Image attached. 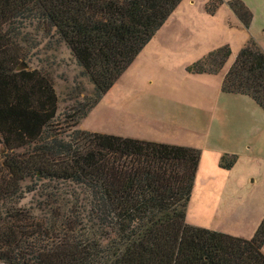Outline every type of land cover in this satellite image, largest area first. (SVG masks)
Listing matches in <instances>:
<instances>
[{
	"label": "trees",
	"instance_id": "16d2710c",
	"mask_svg": "<svg viewBox=\"0 0 264 264\" xmlns=\"http://www.w3.org/2000/svg\"><path fill=\"white\" fill-rule=\"evenodd\" d=\"M183 1L0 0V264H264V219L249 240L187 224L199 150L79 129ZM226 4L248 30L246 4ZM32 24L56 32L94 88L65 127L52 77L19 67L17 39ZM230 57L220 48L191 73L219 72ZM221 91L264 111V50L253 38ZM236 161L225 155L220 167Z\"/></svg>",
	"mask_w": 264,
	"mask_h": 264
},
{
	"label": "rangeland",
	"instance_id": "374dc122",
	"mask_svg": "<svg viewBox=\"0 0 264 264\" xmlns=\"http://www.w3.org/2000/svg\"><path fill=\"white\" fill-rule=\"evenodd\" d=\"M212 1L184 0L79 129L199 150L187 224L249 240L264 219V111L221 88L248 38L264 41V0H241L253 14L248 30L238 28L226 4L233 0H223L211 15ZM17 41L27 56L19 67L52 77L57 121L67 126L65 114L92 97L93 85L55 31L32 24ZM223 47L231 57L219 72L191 73ZM225 155L237 158L231 170L220 167ZM32 203L26 195L21 205Z\"/></svg>",
	"mask_w": 264,
	"mask_h": 264
},
{
	"label": "crops",
	"instance_id": "0c3cea01",
	"mask_svg": "<svg viewBox=\"0 0 264 264\" xmlns=\"http://www.w3.org/2000/svg\"><path fill=\"white\" fill-rule=\"evenodd\" d=\"M232 13H233V12H232ZM233 15H234V14H233ZM234 16H235V15H234ZM235 17H236V16H235ZM236 19H237V18H236ZM237 21H238V19H237ZM238 28H239L240 30H245V29L242 28V26H241V24H240L239 21H238ZM250 38H252V37H249L248 40L246 41V43L249 41ZM246 43H245V44H246ZM245 44H244V45H245ZM259 44L261 45V47H262L263 50H264V41H263V42H260ZM158 140H159V139H154V141H158ZM152 141H153V140H152ZM257 229H258V228H257ZM254 234H255V233H254Z\"/></svg>",
	"mask_w": 264,
	"mask_h": 264
},
{
	"label": "water",
	"instance_id": "95a60500",
	"mask_svg": "<svg viewBox=\"0 0 264 264\" xmlns=\"http://www.w3.org/2000/svg\"><path fill=\"white\" fill-rule=\"evenodd\" d=\"M20 67H22V68H25L26 69V66L24 65V64H21V66ZM21 68V69H22ZM23 70V69H22Z\"/></svg>",
	"mask_w": 264,
	"mask_h": 264
}]
</instances>
